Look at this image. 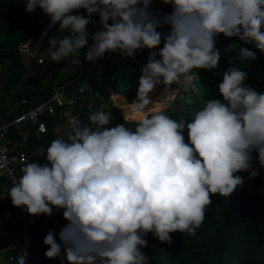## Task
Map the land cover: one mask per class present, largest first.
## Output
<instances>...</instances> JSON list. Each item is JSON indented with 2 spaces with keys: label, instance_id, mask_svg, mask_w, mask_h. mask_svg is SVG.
Returning a JSON list of instances; mask_svg holds the SVG:
<instances>
[{
  "label": "clouds",
  "instance_id": "1",
  "mask_svg": "<svg viewBox=\"0 0 264 264\" xmlns=\"http://www.w3.org/2000/svg\"><path fill=\"white\" fill-rule=\"evenodd\" d=\"M162 2L173 10L158 17L149 10L150 0H25L26 12L39 7L50 18L48 28L59 26L61 35L51 37L47 49L53 62L75 56L78 64L84 48L89 62L106 52L134 58L138 49L151 50L132 102L134 112L144 113L135 130L124 123L109 127L110 113L103 108L90 113L95 129L73 122L67 138L50 143L43 163H26L7 192L13 206L33 216L64 210L69 223L59 232L60 243L54 230L43 239L49 246L44 255L61 264H148L144 236L171 243L170 233L194 235L210 194L229 197L244 182L238 172L251 170L254 178L259 169L253 168V153L264 167V93L244 83L247 73L239 67L223 72V99L205 100L190 122L165 110L147 112L149 93L160 84L167 97L184 92L188 103L199 95L193 70L218 68L217 35L238 37L264 53V0ZM81 8L87 15L73 14ZM92 14L101 30L89 44ZM165 25L168 32L157 31ZM256 55L240 50L241 59Z\"/></svg>",
  "mask_w": 264,
  "mask_h": 264
},
{
  "label": "trees",
  "instance_id": "2",
  "mask_svg": "<svg viewBox=\"0 0 264 264\" xmlns=\"http://www.w3.org/2000/svg\"><path fill=\"white\" fill-rule=\"evenodd\" d=\"M25 8V0H0V89L20 85L19 88L25 89L21 90L19 97H26L30 100L29 103L31 102L21 106L17 113L30 109L34 104L50 96L57 86L64 85L74 78L73 67L68 64V60L63 61L61 67L46 80L38 79L28 69L24 50L26 40H30L28 35L38 38L49 47V39L61 33L58 32V24L48 28L50 18L44 15L39 7L31 13L26 12ZM149 10L154 15L162 17L171 13L173 9L172 5H164L162 0H150ZM73 14L87 15L83 8L73 10ZM92 19L96 23L87 25L89 44L92 43V34L101 30L99 16L92 14ZM169 30V25L157 28V31L162 33ZM215 39L216 48L221 53L218 68L193 70L194 73L197 72L201 83L199 95L193 94L191 103H188L183 92L177 96L173 104H170L176 96L167 97L163 94L164 85H157L149 93L151 103L147 108L148 113L165 110L171 118L178 121L191 120L192 114L202 107L205 100L223 99L218 85L222 82L223 72L232 66L239 67L247 73L245 84L253 87L258 93H264V53L255 49L253 45L244 44L235 36L225 37L219 34ZM158 47H163V39ZM242 48L256 51V58L241 59ZM150 51L147 48L138 49L134 58L121 56L122 59L119 60L97 59L95 62H89L84 59L87 52V48H84L81 49L79 58L82 61L81 66L74 64L72 61L76 57L71 56L73 63L71 64L78 70L80 67L93 66L95 70L102 71L101 90L107 94L94 92L93 90L98 88L94 86L76 96L74 91V101L64 106L70 115H62L56 119L46 117L48 131L40 137L31 136L27 146L31 161L43 163L47 147L54 139L61 137L66 139L68 133L72 131L73 122H77V126L80 127L91 126L95 129L96 126L91 125L88 117L90 113L101 108L110 113L109 127L124 123L126 127L135 130L144 113L134 112L132 102L137 99L140 69L143 67L142 64L147 63ZM94 80H97V77L93 73L80 74L72 86L78 89L88 86ZM116 98L122 102V106L116 103ZM65 111L59 108L60 113ZM70 117L71 121L74 119L73 122H69ZM182 134L187 143V128ZM253 157V168L259 169L258 174L254 178H249L251 170L236 173L243 177L244 182L227 198L219 194H210L212 203L206 207L205 219L194 235L178 231L170 233L171 243L159 241L152 233L143 237L147 240V246H142L141 251L148 257V264H264V167L259 165L255 153ZM68 223L64 218H51L49 229L46 232H37L35 243L43 244L49 230H54L57 234L59 229ZM48 247L43 244L44 252ZM47 261L61 262L59 258H47Z\"/></svg>",
  "mask_w": 264,
  "mask_h": 264
},
{
  "label": "built area",
  "instance_id": "3",
  "mask_svg": "<svg viewBox=\"0 0 264 264\" xmlns=\"http://www.w3.org/2000/svg\"><path fill=\"white\" fill-rule=\"evenodd\" d=\"M121 56L119 51L106 52L99 59L119 60L122 59ZM39 62L43 63V59ZM77 65L81 66L82 61ZM78 71L79 74L72 80L57 86L50 96L22 113H17L16 109L18 105H27L28 98L23 97L16 104L7 105L18 95L20 85L10 88L9 91H0V116L4 117L0 120V188L4 190L0 194V241L3 242L0 246V264H61L57 261L47 262L43 244L35 243V237L37 232H46L49 229L51 218H64V210L53 208L50 217L44 214L33 216L26 209L13 206L7 192L21 176L22 167L32 162L27 149L31 136L40 137L48 131L49 126L45 118L56 119L62 115H70L64 106L74 101V95L72 91L66 92L67 86L75 84L80 74L90 73L95 74L97 85L101 86V70L86 66L80 67ZM88 89L90 88L81 87L75 91L81 94ZM59 108L66 111L60 113Z\"/></svg>",
  "mask_w": 264,
  "mask_h": 264
},
{
  "label": "rangeland",
  "instance_id": "4",
  "mask_svg": "<svg viewBox=\"0 0 264 264\" xmlns=\"http://www.w3.org/2000/svg\"><path fill=\"white\" fill-rule=\"evenodd\" d=\"M28 38L30 40H26V46L24 48L25 50V63L26 66L28 67V69L31 70L32 73H34L38 79L40 80H46L48 78H50L53 74L54 71L58 70V67H61V63L65 60H68V64L71 65L72 68V72L74 76H77L78 73V68L74 65H72L73 63L71 62L72 59L71 56H69L68 58H66L65 60L60 61L59 63L57 62H53L51 60L48 59L49 56V51L47 50L48 47H46L38 38H32L31 35H28ZM43 59V63H40L39 60ZM72 63V64H71ZM1 66V65H0ZM1 69V67H0ZM89 86V87H88ZM88 86H84L87 88H90L91 86H94V88H100L97 90H93L94 92L100 93V94H107V92H103V90H101L103 87L102 86H98L96 80L93 81V83H90ZM172 88H175L176 85L173 84L171 86ZM75 87L72 85L67 86L66 92L68 91H73L72 94H74L75 91ZM107 91V90H106ZM183 92H179L177 94H175L174 96H176L170 104H173L175 102V99L177 98V96H179L180 94H182ZM76 94L78 95V92L75 91V96ZM116 103L120 106H122V102L118 101V99L116 98ZM72 117L70 118L69 122H73L71 121ZM61 229H59V231L56 234V239L57 242L60 243L59 240V232ZM64 264H67V261H64Z\"/></svg>",
  "mask_w": 264,
  "mask_h": 264
},
{
  "label": "crops",
  "instance_id": "5",
  "mask_svg": "<svg viewBox=\"0 0 264 264\" xmlns=\"http://www.w3.org/2000/svg\"><path fill=\"white\" fill-rule=\"evenodd\" d=\"M78 70V69H77ZM10 89V88H9ZM9 89H0V91H2V92H4V91H9ZM22 89H25V88H19V90H18V95L16 96V98L14 97L13 99H11L8 103H7V105H13V104H16L20 99H22L21 97H19V95L21 94V90ZM73 92V91H72ZM26 98V97H25ZM30 101V100H29ZM31 103V102H30ZM29 103V104H30ZM21 106H23V105H18V108L16 109V112H17V110L21 107ZM27 111V110H26ZM9 118H11V116L9 117ZM3 120L4 119V117L3 116H0V120ZM3 189H1L0 188V194L1 193H3ZM1 245H3V242L2 241H0V246ZM66 261V260H65ZM48 263H52L51 261H47ZM59 262V261H58Z\"/></svg>",
  "mask_w": 264,
  "mask_h": 264
}]
</instances>
